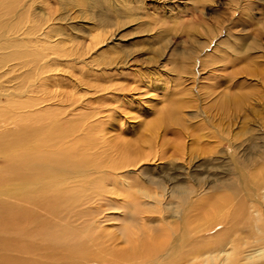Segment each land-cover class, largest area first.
Wrapping results in <instances>:
<instances>
[{
    "label": "rangeland",
    "instance_id": "obj_1",
    "mask_svg": "<svg viewBox=\"0 0 264 264\" xmlns=\"http://www.w3.org/2000/svg\"><path fill=\"white\" fill-rule=\"evenodd\" d=\"M13 7L0 21L9 31L0 44L16 40L43 57L5 59L13 48L0 49L4 209L18 196L11 191L32 184L18 183L9 167L26 145L57 157L90 145L96 166L76 170L65 188L114 175L104 183L115 203L106 212L108 250L97 251L106 264H123L111 252L128 250L121 229L138 200L149 205L143 215L181 227L179 189L193 191L190 203L223 188L256 194L264 176V0H19L4 9ZM41 139L65 149H44Z\"/></svg>",
    "mask_w": 264,
    "mask_h": 264
},
{
    "label": "bare ground",
    "instance_id": "obj_2",
    "mask_svg": "<svg viewBox=\"0 0 264 264\" xmlns=\"http://www.w3.org/2000/svg\"><path fill=\"white\" fill-rule=\"evenodd\" d=\"M18 1L0 0V21L15 13L14 7L4 8ZM4 25L0 24V30ZM14 26L11 31L16 33L19 30L17 20ZM8 32L0 31V37L7 40ZM5 40L0 49L13 48L11 54L3 56L5 59L28 56L30 61H36L43 57L39 51L30 50L33 46L16 40L7 45ZM38 133L34 128L24 136V141ZM11 136L12 142L22 141L16 134ZM39 141L45 145L44 149L50 146L65 149L57 140ZM88 147L89 144L84 146L83 152L71 147V153L62 152L63 156L57 157L46 155L45 150L44 155L38 154L31 151V145H26L24 150L12 154L9 162L11 173L19 179L18 183L24 185L32 181V184L28 188L11 191L18 196H13L14 201L6 209L0 203V264H106L102 259L106 256L97 251L108 250L103 245L108 230L106 223L110 220L106 212L107 207L114 203L108 194L114 192L104 188V183L114 175L101 171L98 180L86 188H65L76 170H82L86 164L96 166L97 159L91 156ZM39 159L44 160L42 167L35 163ZM26 165L29 169L22 168ZM34 170L39 175L36 176ZM111 170L116 169L111 166ZM35 180L43 182L40 184L42 188H35L39 185L34 183ZM262 186L264 176L254 188L256 194L249 188H223L215 197L208 195L191 203L193 191L179 189L176 209L181 214V227L162 224L143 215L151 212L149 205L135 196L134 199L138 200L135 211L128 217L124 214L126 223L121 229L126 234L124 242L129 248L124 252L113 251L111 255H116L123 264H264ZM141 193L140 196L152 198L149 191ZM254 197L259 199L258 204L262 208L254 203ZM17 200L21 204L17 205ZM27 204L36 208L30 211ZM210 204L212 211L206 208ZM169 211L173 213L172 209ZM200 223L203 224L201 230L198 229Z\"/></svg>",
    "mask_w": 264,
    "mask_h": 264
}]
</instances>
